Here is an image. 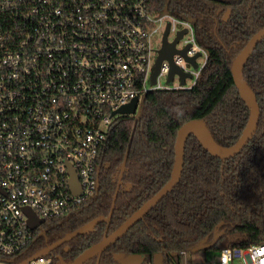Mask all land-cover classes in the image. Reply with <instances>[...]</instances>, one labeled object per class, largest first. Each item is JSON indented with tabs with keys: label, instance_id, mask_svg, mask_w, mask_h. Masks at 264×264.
<instances>
[{
	"label": "trees",
	"instance_id": "1",
	"mask_svg": "<svg viewBox=\"0 0 264 264\" xmlns=\"http://www.w3.org/2000/svg\"><path fill=\"white\" fill-rule=\"evenodd\" d=\"M150 12L190 18L205 53L195 83L149 89L135 113L113 117L99 154L97 196L61 218H46L37 250L51 244L52 264L70 262L130 216L171 175L178 128L204 122L219 146L233 145L249 108L233 81L232 60L264 26V0H147ZM259 106L253 137L229 158L209 153L188 134L182 173L171 191L99 256L84 264H123L140 253L151 264H183L189 253L264 243V38L243 67ZM123 175L119 177L121 165ZM93 223V230L83 231Z\"/></svg>",
	"mask_w": 264,
	"mask_h": 264
},
{
	"label": "built area",
	"instance_id": "2",
	"mask_svg": "<svg viewBox=\"0 0 264 264\" xmlns=\"http://www.w3.org/2000/svg\"><path fill=\"white\" fill-rule=\"evenodd\" d=\"M167 24L174 36L186 30L178 48L200 52L196 68L173 55L191 74L184 84L158 83L166 81V59L150 82L155 34ZM205 57L189 17L150 12L147 0H0V264H52L51 244L33 246L46 218L97 196L113 110L149 89L192 86ZM27 209L43 222L30 227ZM234 260L264 264V243L225 246L197 264Z\"/></svg>",
	"mask_w": 264,
	"mask_h": 264
},
{
	"label": "water",
	"instance_id": "3",
	"mask_svg": "<svg viewBox=\"0 0 264 264\" xmlns=\"http://www.w3.org/2000/svg\"><path fill=\"white\" fill-rule=\"evenodd\" d=\"M185 29H182L176 33L173 39L168 40L167 35L169 32V25L167 24L165 26V30L163 32L162 36V43L159 46L157 50V55L154 60V69L152 71L150 82L155 83L156 76L160 71L161 62L163 60H167L169 62L170 68L166 77L165 83H172V79L175 73L178 74L179 79L178 81L181 84H184V77L190 76L191 74L188 72L182 71L181 68L174 63L173 61V55L179 54L181 55L186 61H188L190 64H192L195 68L197 67V64L195 62V59L200 56V52H197L196 54L189 56L186 53L187 47L178 48L176 47V43L179 41L183 33L185 32ZM264 38V26L260 29H258L254 34L246 41L244 44V47L240 50V52L237 54V56L232 60V66H231V72L233 81L235 82L236 87L238 88L239 94L241 98L244 99L245 103L247 104L249 108V120L243 129V131L240 133L239 139L231 146L225 147V146H219L207 133L204 122H200L197 120H188L183 125H181L177 132H176V139L174 143V161L171 169V175L168 179V181L161 186L156 193H154L149 199H147L145 202H143L140 206L137 207L133 211V213L128 216L123 222H121L116 230L112 231L111 233L105 235L101 239H99L98 242H95L91 244L89 247L85 248L81 251L80 254H78L74 259H72L70 262H62L60 261L59 264H84L88 260L99 256V254L111 246L118 238H120L125 232H127L132 225L143 215H145L147 212L151 210V207H153L158 201H160L164 196H166L169 191L173 188V186L177 183L181 176V169L183 166V158H184V143L186 140V137L188 134H193L197 138V140L200 142V144L211 154L222 157V158H229L232 156H235L239 153V150L253 137L256 127L259 121V106L257 99L254 98V95L251 91V89L248 87L246 82L243 79V67L245 65V62L247 61L248 57L253 52L256 44ZM139 99L137 96H134L131 98L129 103L120 105L116 109L113 110L111 115L113 114H131L135 113L137 110V107L139 105ZM124 164L121 165L120 173L123 172ZM72 174V178L70 179L71 183V189L74 193H78V189L76 187L77 177L75 174ZM29 218H28V224L30 227H35L36 225L43 222L42 218H38L32 211L27 209ZM93 223L85 224L83 231H89L90 229H93ZM144 260V255L140 253H135L128 255L124 258H122L121 262L123 264H141Z\"/></svg>",
	"mask_w": 264,
	"mask_h": 264
},
{
	"label": "rangeland",
	"instance_id": "4",
	"mask_svg": "<svg viewBox=\"0 0 264 264\" xmlns=\"http://www.w3.org/2000/svg\"><path fill=\"white\" fill-rule=\"evenodd\" d=\"M173 38H174V34L171 32L168 35V39L171 40ZM160 44H161L160 43V33H157V34H155L154 45H155V47H159ZM176 46L177 47H181L182 46V42L178 41ZM202 57H203V54L201 55V57L199 59H197L198 63H201ZM172 82H173V85H178L179 84L177 75L173 76ZM158 83H160V85H162V86H165V84H166L165 83V77L161 76L159 78ZM122 175H123V173H120L119 177H122ZM211 257H212L211 252L204 253V252L200 251V252L189 253L187 256L184 257L183 264H197V263H200V262H204V261H206L207 259H209ZM234 264H241V262L239 260H234Z\"/></svg>",
	"mask_w": 264,
	"mask_h": 264
},
{
	"label": "flooded vegetation",
	"instance_id": "5",
	"mask_svg": "<svg viewBox=\"0 0 264 264\" xmlns=\"http://www.w3.org/2000/svg\"><path fill=\"white\" fill-rule=\"evenodd\" d=\"M160 33V43H162V36H163V32H159ZM170 33L168 32V35H169ZM168 35H167V38H168ZM169 40V39H168ZM161 45V44H160ZM89 224V223H88ZM90 230H93V229H90ZM89 230V231H90ZM52 246V245H51Z\"/></svg>",
	"mask_w": 264,
	"mask_h": 264
}]
</instances>
